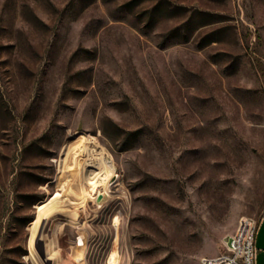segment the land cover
Returning <instances> with one entry per match:
<instances>
[{
    "label": "rangeland",
    "instance_id": "obj_1",
    "mask_svg": "<svg viewBox=\"0 0 264 264\" xmlns=\"http://www.w3.org/2000/svg\"><path fill=\"white\" fill-rule=\"evenodd\" d=\"M263 209L264 0H0V264H202Z\"/></svg>",
    "mask_w": 264,
    "mask_h": 264
},
{
    "label": "bare ground",
    "instance_id": "obj_2",
    "mask_svg": "<svg viewBox=\"0 0 264 264\" xmlns=\"http://www.w3.org/2000/svg\"><path fill=\"white\" fill-rule=\"evenodd\" d=\"M84 138L86 139L85 141L91 144L87 145V142H86L85 146L84 145L78 146V148L74 150V156L71 153H68L66 155L68 158L71 157L72 159L73 157L79 161L82 160L83 162H85L84 174H85V177L88 179V181L89 180L91 181V185L93 183V186L91 187V192H92L96 190L98 187L104 186L108 181L112 180L114 177L115 169H114V165H113V162L111 160L109 153L106 151L105 148L100 147L99 144L95 143V137L84 135L82 136L81 139H84ZM87 155L89 156L86 157ZM52 207L54 206L52 205ZM58 207L57 209H59ZM51 208H49L48 203L38 206L37 218L35 221L32 222V226L34 228V231L36 233V238H37V242H36L37 251L40 249L42 228L44 227L47 218H49V215L53 211L51 210Z\"/></svg>",
    "mask_w": 264,
    "mask_h": 264
},
{
    "label": "built area",
    "instance_id": "obj_3",
    "mask_svg": "<svg viewBox=\"0 0 264 264\" xmlns=\"http://www.w3.org/2000/svg\"><path fill=\"white\" fill-rule=\"evenodd\" d=\"M264 222V209L258 218L243 216L235 231L226 240L223 252L213 256H204L202 264H257L259 252L257 238Z\"/></svg>",
    "mask_w": 264,
    "mask_h": 264
},
{
    "label": "water",
    "instance_id": "obj_4",
    "mask_svg": "<svg viewBox=\"0 0 264 264\" xmlns=\"http://www.w3.org/2000/svg\"><path fill=\"white\" fill-rule=\"evenodd\" d=\"M257 247L264 250V222L262 223L258 233ZM257 264H264V251L259 252L257 257Z\"/></svg>",
    "mask_w": 264,
    "mask_h": 264
},
{
    "label": "crops",
    "instance_id": "obj_5",
    "mask_svg": "<svg viewBox=\"0 0 264 264\" xmlns=\"http://www.w3.org/2000/svg\"><path fill=\"white\" fill-rule=\"evenodd\" d=\"M36 242H37V238H36ZM36 245H37V243H36Z\"/></svg>",
    "mask_w": 264,
    "mask_h": 264
}]
</instances>
